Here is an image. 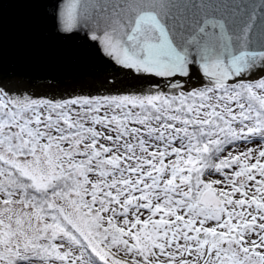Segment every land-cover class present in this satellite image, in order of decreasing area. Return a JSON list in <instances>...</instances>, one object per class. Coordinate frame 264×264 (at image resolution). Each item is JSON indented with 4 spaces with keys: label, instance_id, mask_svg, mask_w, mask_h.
<instances>
[{
    "label": "snow or ice",
    "instance_id": "snow-or-ice-1",
    "mask_svg": "<svg viewBox=\"0 0 264 264\" xmlns=\"http://www.w3.org/2000/svg\"><path fill=\"white\" fill-rule=\"evenodd\" d=\"M60 22L166 90L0 89V264H264V77L239 79L264 0H67Z\"/></svg>",
    "mask_w": 264,
    "mask_h": 264
},
{
    "label": "water",
    "instance_id": "water-1",
    "mask_svg": "<svg viewBox=\"0 0 264 264\" xmlns=\"http://www.w3.org/2000/svg\"><path fill=\"white\" fill-rule=\"evenodd\" d=\"M66 2L67 0H0L1 80L22 77L32 82L55 83L86 77L99 70L119 73L125 69L98 48L91 47L94 41L88 40L86 43L84 30L71 33L60 31V13ZM191 65L197 64L193 62ZM261 77H264V66L255 68L239 79L253 82ZM175 79L181 83L189 81L190 83L185 84L186 90L206 83L202 72L195 68L189 69V76H177ZM99 84L104 85L90 83L88 86L82 85L81 89L101 92L109 89L106 87L114 90L120 88L125 90L123 94H127L147 90L150 86L166 90L167 81L161 77L136 74L131 78L114 76ZM18 88L9 94L18 93ZM77 95L79 94L67 95L60 99Z\"/></svg>",
    "mask_w": 264,
    "mask_h": 264
},
{
    "label": "flooded vegetation",
    "instance_id": "flooded-vegetation-1",
    "mask_svg": "<svg viewBox=\"0 0 264 264\" xmlns=\"http://www.w3.org/2000/svg\"><path fill=\"white\" fill-rule=\"evenodd\" d=\"M193 67L189 66V69ZM194 69V68H193ZM126 74L129 76L136 75V73L133 70L125 69L122 71V74L118 73H109V72H102L97 73L94 75H89L86 77H75L69 80H62L60 82H32L27 80L26 78L22 77H13L9 80H1L0 79V89H3L5 92L11 93L14 89L19 87L16 91L19 93H27L31 95L33 98H48V99H60L64 98L67 95H73V94H79V95H113L115 94H123L120 91V88L114 90L110 87H106L109 89H105L101 92L96 91H82V85L88 86L90 83L98 84V85H104L99 84L100 81H107L110 78L118 75ZM126 76V77H129ZM132 77V76H131ZM129 77V78H131ZM166 87V86H165ZM68 88H71V90H68ZM74 88L75 90H72ZM86 89V88H85ZM127 89V88H126ZM162 89H164L162 87ZM128 91V90H126ZM17 93V92H16Z\"/></svg>",
    "mask_w": 264,
    "mask_h": 264
},
{
    "label": "trees",
    "instance_id": "trees-1",
    "mask_svg": "<svg viewBox=\"0 0 264 264\" xmlns=\"http://www.w3.org/2000/svg\"><path fill=\"white\" fill-rule=\"evenodd\" d=\"M190 66H192V65H190ZM193 68H195V69H198V70H200V68L198 67V65H196V66H192ZM126 69V68H125ZM124 69V70H125ZM201 71V70H200ZM104 73V71H95V72H92L90 75H94V74H97V73ZM118 74H122V71L121 72H119ZM126 76H129V74L128 75H126V74H123V75H118V77H121V78H124V77H126ZM131 76H135V75H131ZM131 76H129V77H131ZM128 77V78H129Z\"/></svg>",
    "mask_w": 264,
    "mask_h": 264
},
{
    "label": "rangeland",
    "instance_id": "rangeland-1",
    "mask_svg": "<svg viewBox=\"0 0 264 264\" xmlns=\"http://www.w3.org/2000/svg\"><path fill=\"white\" fill-rule=\"evenodd\" d=\"M258 81V80H257ZM253 82H255V81H253ZM250 146H255V145H250Z\"/></svg>",
    "mask_w": 264,
    "mask_h": 264
}]
</instances>
